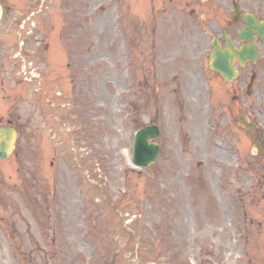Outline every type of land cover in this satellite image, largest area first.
<instances>
[{
	"label": "rangeland",
	"instance_id": "1",
	"mask_svg": "<svg viewBox=\"0 0 264 264\" xmlns=\"http://www.w3.org/2000/svg\"><path fill=\"white\" fill-rule=\"evenodd\" d=\"M30 1L4 0L0 24V123L9 120L20 133L15 154L0 160V264H247L248 257H254L252 264H264V241L262 251L253 239L264 227L258 225L264 221V200L253 206L247 194L252 183L235 178L242 191L235 190V198L247 203V224L238 216L239 202L226 198L227 206L221 205L214 147L206 145L207 158L193 152L198 148L193 145L182 153L183 144L173 135L176 126H166L173 158L163 154L146 168L131 161L135 132L154 112L150 108L144 115L137 106L143 101L138 92L141 48L150 52L146 47L157 37L160 44H175L159 48L179 68L181 90L197 92L198 102L209 101L199 57L173 39L184 20L192 22L194 0H174L171 9L163 8L166 0H69L77 2V14L54 15L55 30L46 26L51 15L45 13L25 23L29 11L42 5ZM46 2L44 9L53 13L57 0ZM154 2L161 8L154 9ZM24 25L26 64L48 76L43 86L38 79L24 81L23 63L17 59L12 65L9 54L7 61L2 56V46L11 44ZM53 35L60 45L79 43L73 81L67 64L58 82L52 78L49 51L44 59L36 56L44 50L37 46L39 38L48 50ZM17 49L16 41L11 53ZM56 52L62 60V52ZM167 81L175 85L173 78ZM56 89L63 90L61 97H55ZM173 98L160 92V100ZM195 102L188 104L189 123L202 125L201 103ZM165 110L167 125H173L174 106ZM196 138L192 135V143ZM201 177L208 183L205 189ZM239 221L252 240L249 254Z\"/></svg>",
	"mask_w": 264,
	"mask_h": 264
},
{
	"label": "flooded vegetation",
	"instance_id": "2",
	"mask_svg": "<svg viewBox=\"0 0 264 264\" xmlns=\"http://www.w3.org/2000/svg\"><path fill=\"white\" fill-rule=\"evenodd\" d=\"M236 6H239L240 8L238 13H235ZM201 10L204 14L203 25L199 34L195 38V42L191 44L189 49L193 56H198L200 58L205 73L208 67L210 54L213 50V40L215 37L219 38V43L223 48L226 46L225 33L230 37L232 43L237 48H241L244 45L249 47L253 45L257 48V59H248L246 63V67L248 66L246 79L248 80L245 79L243 86L239 85L232 89V97L234 98L236 105H240V93L246 91L247 87L249 89L250 84L254 79L252 92L249 94V101L247 102L246 108H244L246 111L242 114L246 115L248 120L255 119V117L259 118L260 123L263 125L264 114L261 110L257 109V102L252 101V99H256L260 104L264 105V34L257 28H254L251 34V42L249 39L242 38L240 31L246 27V20L244 17V14L246 13L254 15L259 23L264 22V0H203L201 1ZM160 45L161 44L157 43V40H155L153 47L157 49ZM164 45L170 46V44ZM157 57V54L154 53L153 63L154 66H156L154 69L155 77H158L159 73ZM144 60H146L145 56ZM236 64L240 68V73H242L245 69L242 70L238 62H236ZM176 80H178V76H176ZM145 82L149 83L148 78L145 79ZM174 93L178 94V98L182 99L177 102V107L183 113V122H187V100L185 96L191 98L194 97L197 92L193 93L192 91H183L176 88ZM194 99H197V97H194ZM155 122L164 126L165 117L162 114H159L154 120V123ZM208 124L209 126L217 127L221 137L227 139L231 145H235L236 141L239 142L238 126L241 125L239 123V117L235 116V112L229 113L226 111L218 118L215 116H209ZM191 126L195 125L192 124ZM260 135L261 130L249 131L244 137L245 150L249 147L255 146ZM227 152H230V150ZM259 156H264V150H261ZM255 163L254 159L249 160L247 157L246 164H249V166L254 168Z\"/></svg>",
	"mask_w": 264,
	"mask_h": 264
},
{
	"label": "water",
	"instance_id": "3",
	"mask_svg": "<svg viewBox=\"0 0 264 264\" xmlns=\"http://www.w3.org/2000/svg\"><path fill=\"white\" fill-rule=\"evenodd\" d=\"M1 6H0V17H1ZM224 60V58H221ZM230 65V63H227ZM225 75L228 72H232V69L228 68L226 64L218 67ZM157 133V129L153 126H148L144 129V131L139 132V136L137 138V142L135 145V162L140 165H147L148 163L152 162L154 156L156 155V151L154 147L148 146L147 138L151 135ZM15 138V130L10 127H3L0 128V156L2 158H7L14 142Z\"/></svg>",
	"mask_w": 264,
	"mask_h": 264
}]
</instances>
